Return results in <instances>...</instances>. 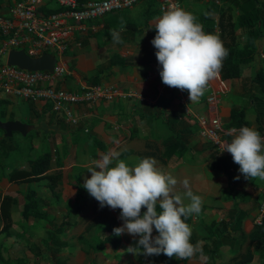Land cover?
Listing matches in <instances>:
<instances>
[{"label":"crops","instance_id":"obj_1","mask_svg":"<svg viewBox=\"0 0 264 264\" xmlns=\"http://www.w3.org/2000/svg\"><path fill=\"white\" fill-rule=\"evenodd\" d=\"M17 1L20 0H0V15H10V9ZM180 1L182 8L192 13L203 28L211 17L216 33L220 28L224 29L222 42L225 48L237 49V45L244 42L242 29L231 30L230 27L239 15L233 0ZM42 8L61 7L57 0H42L38 6L41 14ZM163 13L158 0H139L122 10L75 23L64 53L67 73L54 83L57 88L73 92L81 90L83 84L113 85L133 91L142 98L121 97L113 101L73 104L71 107L78 119V123L73 124L63 113L54 111L46 100L23 99L0 90V120H18L27 125L25 134L12 131L7 135L0 128V264H47L48 261V264H100V256L106 261L121 252L123 234L118 249L113 250L111 244L106 243L95 262V253L90 247L95 242L87 239V226L81 227L77 219L80 209L68 210L73 205L70 202H74L75 197L78 200L77 184L83 185L85 178L91 177L88 169L93 160L110 151L119 153L118 158L130 166L145 157H154L158 161L157 167L177 180L174 191L181 195L185 204L190 203L184 195L188 190L183 186L185 179L193 194L202 197L200 213L187 217V224L192 229L190 242L193 245L199 243L200 251L185 260V264H230L241 259L248 250L253 257L246 264H264V243L253 242L247 237L256 225L254 220L259 212L254 203L264 202V180L258 177L245 179L229 152H220L199 134L198 120L185 113L178 89L165 85L160 75L155 74L160 65L155 55L157 49L151 41L156 35L154 23ZM113 31L119 33L121 42L113 40ZM256 44L257 60L255 53L251 59L249 50L234 54L235 60L243 64L239 77L210 81L215 88L224 89L217 95L215 108H209L205 100L206 89L195 103L190 102L188 91L184 90L185 104L193 114L219 118L225 130L223 142H231V130L237 129L227 127L231 109H243L249 127L258 131L260 122L264 128L263 117L260 116L259 121L256 113L255 97L259 98L260 92L252 82L257 67L264 71V35ZM4 48L6 36L0 31V51ZM6 55L7 52H0V64L6 61ZM11 136L24 138L18 140L19 144L28 139L30 148L38 154L34 160L46 152L50 155L49 172H61L55 195L46 179L24 182L20 178L9 179L11 169H26L30 162L17 157L14 151L21 153V149L12 145L8 139ZM261 136L264 137V133ZM223 157L228 160L222 161ZM237 176L239 179H235ZM5 197H8L7 201ZM29 201L32 203L30 209L24 212ZM64 201L66 203L61 205ZM79 201L87 203L86 207H100L87 190L79 196ZM64 208L61 220L53 224L54 211ZM104 208L106 214L102 212L99 218L111 216L120 227L121 210ZM157 211H160L158 205ZM240 214L243 217L240 218ZM97 216H100L99 212ZM60 225L65 226L58 229ZM79 235H84V242L77 238ZM72 237L83 244L70 240ZM43 238L48 242L49 257L43 255L42 246L36 242ZM131 239L135 244L138 237ZM106 245H110V250ZM140 255L136 264H160V255ZM183 262L180 260L178 264Z\"/></svg>","mask_w":264,"mask_h":264},{"label":"clouds","instance_id":"obj_2","mask_svg":"<svg viewBox=\"0 0 264 264\" xmlns=\"http://www.w3.org/2000/svg\"><path fill=\"white\" fill-rule=\"evenodd\" d=\"M153 27L156 35L151 43L157 49L155 55L161 66L162 82L187 90L190 102H198L209 82L219 78L228 49L219 34L206 33L192 13L178 6L164 12ZM111 35L115 42H121L118 32L113 31ZM231 133L233 139L222 143L220 152L232 155L245 179L264 180V137L247 126L232 129ZM118 157L115 151L100 154L88 169L91 177L85 178L83 184L101 208L121 210L118 219L123 223L113 233L138 237L135 245L127 249L133 255L164 254L179 260L193 257L200 251L199 243L190 242L192 229L185 220L200 213L202 197L193 194L185 179L183 186L188 190L184 195L190 200L185 204L174 191L177 180L158 168L154 157H145L134 166ZM142 208H146L143 214Z\"/></svg>","mask_w":264,"mask_h":264},{"label":"built area","instance_id":"obj_3","mask_svg":"<svg viewBox=\"0 0 264 264\" xmlns=\"http://www.w3.org/2000/svg\"><path fill=\"white\" fill-rule=\"evenodd\" d=\"M42 0H20L12 5L10 15H0V31L6 36V48L0 52L6 53L11 48H22L29 55L38 57L43 53L52 52L55 65L49 70H27L5 62L0 64V90L7 94L29 100H46L54 111L63 113L66 119L76 124L77 117L72 110L73 104L95 102L100 100L113 101L121 97H137L133 91H124L116 86L102 84H83L81 90L73 92L54 86V83L67 73L64 53L67 41L75 23L102 17L111 11L130 7L139 0H57L61 10L48 15H42L38 6ZM162 12L172 6L182 8L180 0H158ZM159 66L155 74H159ZM220 75L219 78L220 79ZM178 89V88H177ZM206 102L213 109L218 103V93L223 88L214 87L210 82L206 88ZM181 103L185 105V113L194 115L199 124V134L221 151L225 130L217 116L207 117L193 114L187 107L184 90L178 89ZM227 132V131H226ZM264 217V202L259 208L254 222L261 224Z\"/></svg>","mask_w":264,"mask_h":264},{"label":"trees","instance_id":"obj_4","mask_svg":"<svg viewBox=\"0 0 264 264\" xmlns=\"http://www.w3.org/2000/svg\"><path fill=\"white\" fill-rule=\"evenodd\" d=\"M80 3L84 2L85 0H78ZM235 2L236 8L239 9V15L237 16V20L233 23H230L231 30H233L235 27H239L242 29L243 34L245 35L244 42L237 45V49L233 47L226 48L229 51V54L227 58L224 59L222 68L220 70L221 77L223 79L227 78H233V77H239L242 73V61L238 62L234 58V54L238 52L239 54L241 51L249 50L248 53L251 56L252 54L257 51L258 45L256 44V41L259 40L264 35V3H260V0H233ZM61 8H55V9H45L42 8L43 15H48L53 12L60 11ZM215 10H219V8H216ZM221 18V17H220ZM208 22L204 25V29L207 30V33L212 34H219L220 39L222 40L224 30L223 28H220V32H215L213 30L214 22L213 18L208 17ZM207 21V20H206ZM218 23L220 25L221 21L218 20ZM242 44V45H241ZM254 60V59H253ZM244 61V60H243ZM252 82L258 87V91L260 92V97H255V104H256V113L258 115V119L260 121V116L264 119V71L257 67L255 76L252 79ZM247 126L249 127L247 121L245 120V112L243 109H231V121L227 125L228 128H241ZM258 132L260 134L264 133V128L262 127V124L259 122L258 126ZM228 160V157H223L221 159ZM51 168V158L50 155L46 152L39 158L35 160H31L29 162V166L26 169H18L14 167L9 172V179L13 180L16 178H20L21 181H30L35 179H46L47 186L49 187L51 193L53 195L56 194L55 187L57 183L60 181L61 172L60 171H53L49 172V169ZM78 193L79 196H82V194L86 191V189L83 187V185L77 184ZM78 196V200H79ZM8 199V197H5ZM7 201V200H6ZM80 202V201H79ZM6 202L3 201V206L5 207ZM31 202L29 201L25 207L24 212L29 211ZM261 202H255L254 205L256 208H260ZM81 207L79 203L75 205L74 207L71 205L68 207V210L71 212V209H77L79 210ZM143 212L146 211V208H142ZM143 214V213H142ZM241 214L239 215V217ZM67 217V216H66ZM243 217V216H241ZM240 217V218H241ZM183 219V217H182ZM240 221V219H239ZM186 223H188V220H185ZM65 225L58 226L59 228H64ZM93 226L96 227V230L99 232L100 236H98V240L96 239L94 244H91L90 247L93 248L95 253V262L96 259L100 256V253H103V248L106 243H110L113 250H117L120 244V236H117L113 233V229L117 226L116 221L111 216H103L102 218H99L96 220L93 225H87L86 228H92ZM242 237H245V235L242 233ZM247 237L251 241H257V242H263L264 243V217L262 219L261 224H256L253 230L247 235ZM80 239V241H85L84 235H79L77 237ZM91 242H88V244ZM95 245V246H94ZM253 255L250 250H248L241 259L234 261L230 264H246L252 259ZM179 259H177L175 256L169 258L168 256L164 254H160V264H178ZM182 264H185V260Z\"/></svg>","mask_w":264,"mask_h":264},{"label":"rangeland","instance_id":"obj_5","mask_svg":"<svg viewBox=\"0 0 264 264\" xmlns=\"http://www.w3.org/2000/svg\"><path fill=\"white\" fill-rule=\"evenodd\" d=\"M264 2V0H262V3ZM211 6H212V3H211ZM214 8H217V6H214ZM204 9V8H203ZM17 135V134H15ZM17 137V138H16ZM19 136H11V138H8L11 142H12V145L14 147H19V149H21V153L19 151H14L17 155V157L19 156V158H22V159H27L29 161L31 160H34L33 158H35V156H37L38 154L36 153V151L33 149V148H30L31 146L29 145V141L28 139L27 140H24L22 141V143H18V140L20 141L21 139L23 140L24 138H18ZM23 154V155H22ZM78 189V188H77ZM94 198V197H93ZM22 202V201H21ZM90 201H88L89 203ZM66 203V201L62 202L61 205H64ZM77 203H79V200H76V197H75V200L74 202H70V204H73L72 206L74 207L75 205H77ZM82 205H81V208H80V212L78 213V216H77V219L79 221V223H81V227L83 225H85V227L87 225H93V223L99 218L102 216V212H104L106 214V208H95V207H86L87 203L85 204L84 201L80 202ZM79 203V204H80ZM21 211L23 210V206L21 205ZM64 211L65 212V208L62 209V210H57V211H54L55 214L53 215L52 214V217L53 218V224H56V222H58L59 220H61L62 218V212ZM97 212L100 213V216H97ZM121 222V225L123 223L122 220H120ZM85 236L87 237V239L91 240V241H95L96 237L100 236L99 232L96 230V227L93 226L92 228H87V232L85 233ZM124 236V242H123V246H122V249H121V252L120 253H117L116 255H114V257H110V259H107L105 261V257L100 256L99 258V263L101 264H136L140 258L141 255H132L130 252H128V248L129 246H134V241L132 238L131 235L129 234H123ZM67 239L69 240V237H67ZM71 239H74L75 241L77 240V238L75 239V237H72L70 238ZM36 242H38L40 244V246H42V251H43V255L45 256H50V250L49 248L47 247L48 246V242H47V239L43 238V239H39L37 240ZM77 243L79 244H83L82 242L78 241L77 240ZM1 244H0V250H1ZM105 247L108 248V250H110V245H106ZM107 250V251H108ZM113 254V251L111 252ZM111 254V255H112ZM123 257V260L120 261V257ZM44 257V256H43ZM46 258V257H45ZM48 259V258H46ZM151 258L148 259V261H150ZM50 261L47 262V264L49 263Z\"/></svg>","mask_w":264,"mask_h":264},{"label":"water","instance_id":"obj_6","mask_svg":"<svg viewBox=\"0 0 264 264\" xmlns=\"http://www.w3.org/2000/svg\"><path fill=\"white\" fill-rule=\"evenodd\" d=\"M257 60V53L254 54ZM6 63L8 65H15L27 70H49L52 71L55 65V57L50 53H43L38 57L29 55L24 49L11 48L6 55ZM0 128L3 129L7 135H11L12 131H18L22 134L26 133L27 125L18 120H0Z\"/></svg>","mask_w":264,"mask_h":264}]
</instances>
